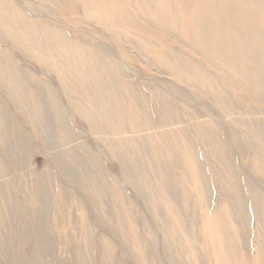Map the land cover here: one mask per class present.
<instances>
[{"label":"bare ground","instance_id":"obj_1","mask_svg":"<svg viewBox=\"0 0 264 264\" xmlns=\"http://www.w3.org/2000/svg\"><path fill=\"white\" fill-rule=\"evenodd\" d=\"M16 1L0 0V9L12 15L9 20L0 13V86L24 104L36 135L53 148L68 146L60 155L77 165L75 147H69L76 136L66 115L68 107L60 105L67 99L77 100L82 105L74 104L77 113L90 129L97 135L104 132L110 148L119 156L121 150L131 160L133 166L125 169L128 182L145 186L148 196L157 194L158 199L150 200L151 208H159L166 197L171 199L181 222V215L189 214L192 192L177 183L166 164L167 155L157 153V181L151 184L136 165L132 148H123L125 140L118 134L137 132L145 141L149 134L148 143L154 141L155 130H164L159 143L168 146L169 158L178 168L186 166L192 177L219 263L264 264V231L257 237L256 257L247 260L240 249L239 243L250 239L252 222L264 228V194L241 176L236 163L243 167V159L233 150L239 142L235 136L241 134L253 150L254 172L264 180V0H34L42 4L40 10ZM1 18L16 31L5 29ZM101 32L110 42L99 53ZM133 49L142 55L145 69L163 74L143 75L159 88L154 101L158 120L148 98L136 88ZM105 56L106 62L102 61ZM29 59L46 72L35 77L25 71ZM54 73L57 80L52 78ZM44 88L52 92L48 101L42 95ZM190 103L188 111L185 104ZM168 128L178 132L174 138L167 136ZM5 142L0 130V143ZM81 148L87 154L92 151L87 144ZM202 154L206 161L201 160ZM208 162L213 163L217 184L228 194L226 204L213 209L200 198L212 191L205 171ZM79 173L90 185L94 201L101 203L103 177H94L82 165ZM249 189L252 200L246 196ZM37 195L40 211L48 196L42 182ZM10 204L8 214L15 208L13 201ZM42 230L51 240L48 228Z\"/></svg>","mask_w":264,"mask_h":264},{"label":"rangeland","instance_id":"obj_2","mask_svg":"<svg viewBox=\"0 0 264 264\" xmlns=\"http://www.w3.org/2000/svg\"><path fill=\"white\" fill-rule=\"evenodd\" d=\"M10 1L17 3L16 0ZM23 1L27 5L33 4L38 10L42 5L34 0ZM0 13L7 19H12V15L6 11L0 9ZM40 19L43 22L44 19ZM1 22L5 29L16 31V28L4 23L3 19ZM53 25L60 27L55 23ZM98 37L103 45L97 49L100 53L105 51L104 48H108L106 43L110 41L103 32L98 34ZM110 46L112 47L111 44ZM133 52L137 59L135 64H132L137 74L133 76L139 86L136 88L148 98L153 109L152 114L155 120H158L159 113L154 101L157 97L155 91L159 88L149 84L153 80L144 78L143 75L158 77L163 74L145 69V64L140 61L142 55L134 49ZM41 55L49 60L46 55ZM102 59L104 62L107 61L106 56ZM43 68L44 66L32 59L23 66L25 71L35 77H39L42 71L46 72ZM52 76L57 80L55 73ZM144 87L148 89L143 90ZM42 95L48 101L52 97V92L44 88ZM172 100L176 101L174 98ZM203 101L208 100L204 98ZM62 104L68 107V110H65L66 115L76 136L69 147H75L77 165L67 163L60 155L61 150L68 146L53 148L36 135L24 104L0 86V107L3 114L0 119V130L6 138L5 143H0V168L4 170L0 174V264H184L181 255L187 258L185 264H220L215 254V246L207 237L204 212L200 206L202 203L197 198L198 193L193 192L192 177L187 175L186 166L178 168L177 163L169 158L171 156L168 153V146L159 143L164 130H155L154 141L148 143L149 134H146L147 141L137 132L118 131V134L125 140L122 147L132 148L131 151L138 158L136 165L145 171L151 184L157 181L155 172L158 171L157 153L165 157L167 155L166 164L172 169L173 177L193 195L190 196L189 214L187 216L182 214L181 222L179 214L173 210L174 203L171 199L166 197L164 203L159 201V208H151L153 205L150 200L151 198L156 200L157 194H149L148 198L145 186L128 182L125 169L133 166L131 160L127 159V155L121 150L119 156L110 148L104 139V132L99 131L100 135H97L90 129L88 122L83 120L74 106V104L82 106L80 102L67 99L65 103H60ZM191 106L192 103L185 104L188 111ZM5 125L12 128L8 130ZM165 131H168L167 136L173 138L174 134L178 133L170 131V128ZM235 139L239 142L233 150L241 155L244 164L243 168L238 167L236 163L239 173L250 183V187L264 194V180L254 172L255 167L251 165L252 148L244 142L241 134L236 135ZM82 144L91 147L92 153L88 151L90 156L81 148ZM204 148H207L208 152V146ZM202 156L201 160L206 161L204 154ZM92 157L96 158L95 161L92 160L93 163L89 159ZM80 165L94 177L98 175L103 177L104 199L101 203H96L92 198L90 185L88 187L85 184V178L79 173ZM212 167V162L205 166L211 195L207 197L200 194L201 200L205 201L203 205L207 204L206 207L209 209L218 204H226L228 200V194L217 184L215 173L211 171ZM41 182L48 196L45 207L38 211L37 191ZM178 184L173 186L179 187ZM246 196L248 200L253 199L250 189ZM12 201L15 208L8 214ZM43 226L48 228L51 240L47 239V231L43 234ZM249 229L250 239L239 243L247 260L257 256L253 253L257 237L264 231L257 222H252ZM89 239L91 243L88 242ZM104 249H108L111 258L106 255Z\"/></svg>","mask_w":264,"mask_h":264}]
</instances>
